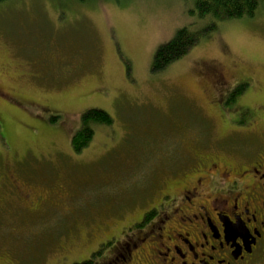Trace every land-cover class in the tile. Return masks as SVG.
Returning <instances> with one entry per match:
<instances>
[{"label": "rangeland", "instance_id": "1", "mask_svg": "<svg viewBox=\"0 0 264 264\" xmlns=\"http://www.w3.org/2000/svg\"><path fill=\"white\" fill-rule=\"evenodd\" d=\"M208 20L193 0L0 3V92L24 102L14 109L0 100V255L13 264L82 259L90 225H127L201 150L240 149L264 133V3L151 71L161 44ZM220 67L226 81L215 87L220 77L201 72ZM215 98L221 105L209 103ZM90 108L114 123L75 153L71 137ZM20 181L43 195L41 206L30 209Z\"/></svg>", "mask_w": 264, "mask_h": 264}, {"label": "flooded vegetation", "instance_id": "2", "mask_svg": "<svg viewBox=\"0 0 264 264\" xmlns=\"http://www.w3.org/2000/svg\"><path fill=\"white\" fill-rule=\"evenodd\" d=\"M201 73L219 76L215 87L221 78L226 81L221 67ZM18 97L0 92L1 101L21 108L24 102ZM217 99L209 103L218 106L221 99ZM252 137L250 146L243 144L240 149L201 150L189 166L157 186V203L142 207L132 221L116 230L110 223L98 230L90 225L88 254L63 263L264 264V133ZM7 177L16 190L11 179L16 176ZM20 186L31 210L44 203L33 186L25 181ZM103 216L124 218L114 213Z\"/></svg>", "mask_w": 264, "mask_h": 264}, {"label": "trees", "instance_id": "3", "mask_svg": "<svg viewBox=\"0 0 264 264\" xmlns=\"http://www.w3.org/2000/svg\"><path fill=\"white\" fill-rule=\"evenodd\" d=\"M12 0H0V3ZM77 2H88L96 0H75ZM121 2L122 0H114ZM197 12L202 18H209L206 26L201 28H192L190 26H183L178 29L176 35L167 42L161 44L154 56L151 71L152 73H160L165 71L172 63L178 61L185 56L194 46H196L204 38L209 37L215 29L218 28L219 22L232 21L244 17L254 16L258 9L264 3V0H193ZM243 84H240L233 92L225 94L230 95L228 100H225V105H229L236 101L237 96H240L244 90ZM215 101H219L217 98ZM221 103V102H220ZM223 104V103H222ZM221 105V104H220ZM249 106V105H248ZM12 108L15 109L13 106ZM241 109L246 110L253 117L252 109L247 106H240ZM249 111H248V110ZM59 116V115H58ZM52 120L55 121L56 117ZM243 122L244 120H240ZM114 123V117L107 111L100 108H90L81 116V123L79 128L71 137V146L75 153H81L92 142L96 128L98 126L111 127ZM71 232V230H70ZM6 258L3 261V258ZM0 263L13 264L8 256L0 255Z\"/></svg>", "mask_w": 264, "mask_h": 264}]
</instances>
